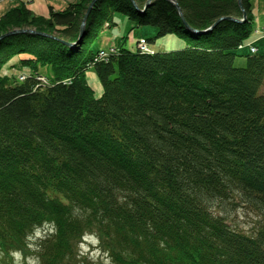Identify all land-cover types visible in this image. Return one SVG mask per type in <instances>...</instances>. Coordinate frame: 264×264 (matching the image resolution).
<instances>
[{
  "label": "trees",
  "instance_id": "1",
  "mask_svg": "<svg viewBox=\"0 0 264 264\" xmlns=\"http://www.w3.org/2000/svg\"><path fill=\"white\" fill-rule=\"evenodd\" d=\"M28 1L0 15V35H50L0 41L4 261L25 256L42 227L40 264H79L90 234L110 264H264V51L238 49L255 29L253 0H242L245 22L224 19L203 35L188 33L167 0L141 16L131 0H97L74 46L91 0L48 16ZM175 1L198 30L242 17L238 0ZM117 14L155 27L150 43L173 34L185 45L147 53L136 41L132 50L127 33L126 47H105ZM241 208L254 213L251 227L236 222Z\"/></svg>",
  "mask_w": 264,
  "mask_h": 264
},
{
  "label": "rangeland",
  "instance_id": "2",
  "mask_svg": "<svg viewBox=\"0 0 264 264\" xmlns=\"http://www.w3.org/2000/svg\"><path fill=\"white\" fill-rule=\"evenodd\" d=\"M11 1L12 0H0V15L8 10L11 6L17 5V3H23L25 0H16L14 2ZM73 1L74 0H30L28 1L27 5L35 13L48 16L50 7H53L55 10H62ZM253 3V10L255 14L254 32L257 31L259 32V34L253 32L252 36L249 37L246 41L248 43L247 45H255L259 51L258 53H260L264 51V37L260 34V31H263L264 29V0H253ZM116 16L118 26L104 32L103 34L102 40L106 44H104L105 47L110 45L121 46L123 42V36L128 33L129 41L126 43V46H129L130 49L135 50V44L136 41L139 40V38H153L157 34V29L155 27L140 25L137 21L132 20L122 14H117ZM152 44L153 48L157 51L170 49L172 50L184 46L185 41L176 35L170 34L162 38L155 39L154 41H152ZM122 45L125 46V43ZM101 47H104L103 44L101 45ZM243 50V52L249 51V46H247ZM20 57L24 58L27 57V55H21ZM245 64L246 59L244 56L236 57L235 66L242 67ZM20 72L29 73V69L23 68L22 70H20ZM87 79L89 84L95 89L97 94H99L102 89L94 69H91L87 72ZM262 92H264V84ZM234 217L236 218V222H239L241 225L251 227V225L254 223L253 217H255V215L252 212H248L245 208H241L239 209L238 214L236 213ZM46 234L47 233L45 232V230H43L42 227L38 228L37 231L34 232V234L30 235L28 239V248L30 250L27 251V254H25V256L23 255V252H17L14 253L10 260H5L10 264H40L39 258L37 257L34 250L37 246L38 241L44 238ZM85 239L89 240L90 242L83 240V242L78 246L80 254L78 256L80 262L79 264H110L111 259L106 257V255H103L98 238H94L88 235L85 237ZM0 255L2 256V254ZM1 256L0 264H8V262L4 261Z\"/></svg>",
  "mask_w": 264,
  "mask_h": 264
},
{
  "label": "water",
  "instance_id": "3",
  "mask_svg": "<svg viewBox=\"0 0 264 264\" xmlns=\"http://www.w3.org/2000/svg\"><path fill=\"white\" fill-rule=\"evenodd\" d=\"M133 5L135 6V9L136 11L138 12V14L141 16V15H144L146 9L148 8L149 4L151 3L152 0H147L144 7L143 8H140L138 7L137 3L135 0H131ZM169 2H171L176 8L177 10L179 11V14L180 16L182 17L183 21H184V24H185V28L187 30L188 33L190 34H193V35H203L209 31H211L217 24L218 22H220L221 20H231V21H235V22H245L246 21V18H247V13H246V10L245 8L243 7V4H242V0H238V4H239V7L241 9V13H242V17L241 18H238V17H233V16H224V17H220L213 25H211L209 28L205 29V30H198V29H194L192 27H190L184 20L183 18V13H182V10H181V7L179 6V4L175 1V0H167ZM97 2V0H91L90 4L88 5L87 7V10L82 18V22H81V25H80V30H79V35H78V39L76 42L74 43H68L69 46H74L78 43L81 42V40L84 38L85 36V26H86V22H87V19H88V16L92 10V8L94 7L95 3ZM22 33H27V34H42V35H47V36H50L46 33H42V32H39L35 29H31V28H18V29H13L11 31H8L6 33H3L0 35V41L8 36H11V35H15V34H22ZM53 38H56L54 36H52Z\"/></svg>",
  "mask_w": 264,
  "mask_h": 264
},
{
  "label": "built area",
  "instance_id": "4",
  "mask_svg": "<svg viewBox=\"0 0 264 264\" xmlns=\"http://www.w3.org/2000/svg\"><path fill=\"white\" fill-rule=\"evenodd\" d=\"M255 33L259 34V32H257V31ZM260 34L264 37V29H263V31H260ZM137 45H138V48L142 52H147V53H152L153 52L152 48H149V47L146 46V39L145 38H140L138 40V44ZM248 46H249L251 52H256L258 50L257 47L254 46L253 44H249ZM111 52L112 53L116 52V49L114 47H111V48H109V50L101 51L99 54H100V57L102 56L104 58H106V57L108 58V55Z\"/></svg>",
  "mask_w": 264,
  "mask_h": 264
},
{
  "label": "bare ground",
  "instance_id": "5",
  "mask_svg": "<svg viewBox=\"0 0 264 264\" xmlns=\"http://www.w3.org/2000/svg\"><path fill=\"white\" fill-rule=\"evenodd\" d=\"M68 6V5H67ZM66 6V7H67ZM65 9V8H64ZM63 10V9H62ZM248 43H247V41L245 40L244 42H242L240 45H239V47H238V49L239 50H243V49H245L248 45H247ZM146 46L147 47H149V48H151V47H153V44L152 43H150V42H148L147 40H146ZM154 49V48H153ZM157 50H153V52L152 53H154V52H156Z\"/></svg>",
  "mask_w": 264,
  "mask_h": 264
}]
</instances>
